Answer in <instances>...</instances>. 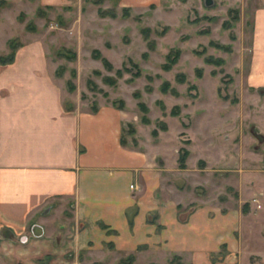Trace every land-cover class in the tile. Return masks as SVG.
Listing matches in <instances>:
<instances>
[{"label":"rangeland","instance_id":"374dc122","mask_svg":"<svg viewBox=\"0 0 264 264\" xmlns=\"http://www.w3.org/2000/svg\"><path fill=\"white\" fill-rule=\"evenodd\" d=\"M254 5L0 0V56L13 52L0 68L40 63L84 110H122L120 137L163 157L187 192L186 208L232 215L228 242L210 261L264 264V86L245 82ZM145 261L188 264L175 253Z\"/></svg>","mask_w":264,"mask_h":264},{"label":"crops","instance_id":"0c3cea01","mask_svg":"<svg viewBox=\"0 0 264 264\" xmlns=\"http://www.w3.org/2000/svg\"><path fill=\"white\" fill-rule=\"evenodd\" d=\"M226 1L255 4L245 82L264 86V0ZM43 68H0V264H112L130 254L133 264H147L148 254L156 261L166 253L188 264H226L210 255L228 242L232 215L186 208L187 192L163 157L120 142L122 110H84Z\"/></svg>","mask_w":264,"mask_h":264},{"label":"trees","instance_id":"16d2710c","mask_svg":"<svg viewBox=\"0 0 264 264\" xmlns=\"http://www.w3.org/2000/svg\"><path fill=\"white\" fill-rule=\"evenodd\" d=\"M10 46L13 45L12 42L9 43ZM13 59V52H10L9 54H7L6 56H0V64H6L11 62ZM71 87V86H70ZM72 88V87H71ZM97 108H91L90 111L94 112L96 111ZM121 143H124L123 139H120ZM132 260V255H127L124 259H120L118 264H130L129 261Z\"/></svg>","mask_w":264,"mask_h":264},{"label":"water","instance_id":"95a60500","mask_svg":"<svg viewBox=\"0 0 264 264\" xmlns=\"http://www.w3.org/2000/svg\"><path fill=\"white\" fill-rule=\"evenodd\" d=\"M206 2L210 1V0H205ZM35 229H37L38 231L36 232ZM30 232L35 235V236H38L40 234V227L39 225H32L31 228H30Z\"/></svg>","mask_w":264,"mask_h":264},{"label":"built area","instance_id":"2783aa9c","mask_svg":"<svg viewBox=\"0 0 264 264\" xmlns=\"http://www.w3.org/2000/svg\"><path fill=\"white\" fill-rule=\"evenodd\" d=\"M130 187H131V185H130Z\"/></svg>","mask_w":264,"mask_h":264}]
</instances>
